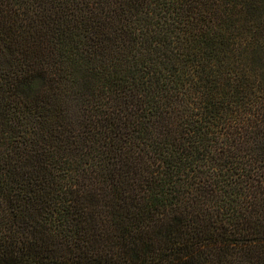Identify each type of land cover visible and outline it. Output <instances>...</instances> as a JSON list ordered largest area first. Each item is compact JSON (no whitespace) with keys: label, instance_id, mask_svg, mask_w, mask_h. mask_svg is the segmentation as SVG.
Listing matches in <instances>:
<instances>
[{"label":"trees","instance_id":"trees-1","mask_svg":"<svg viewBox=\"0 0 264 264\" xmlns=\"http://www.w3.org/2000/svg\"><path fill=\"white\" fill-rule=\"evenodd\" d=\"M0 264H264V0H0Z\"/></svg>","mask_w":264,"mask_h":264}]
</instances>
